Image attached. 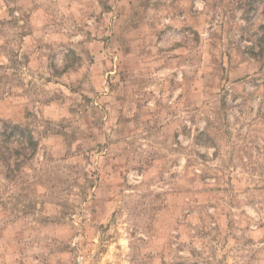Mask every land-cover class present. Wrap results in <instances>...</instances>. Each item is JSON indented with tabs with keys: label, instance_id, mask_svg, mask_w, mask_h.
I'll use <instances>...</instances> for the list:
<instances>
[{
	"label": "rangeland",
	"instance_id": "1",
	"mask_svg": "<svg viewBox=\"0 0 264 264\" xmlns=\"http://www.w3.org/2000/svg\"><path fill=\"white\" fill-rule=\"evenodd\" d=\"M0 264H264V0H0Z\"/></svg>",
	"mask_w": 264,
	"mask_h": 264
},
{
	"label": "trees",
	"instance_id": "2",
	"mask_svg": "<svg viewBox=\"0 0 264 264\" xmlns=\"http://www.w3.org/2000/svg\"><path fill=\"white\" fill-rule=\"evenodd\" d=\"M15 128L14 127H10V131L14 130ZM10 134L13 135V133L10 132Z\"/></svg>",
	"mask_w": 264,
	"mask_h": 264
}]
</instances>
